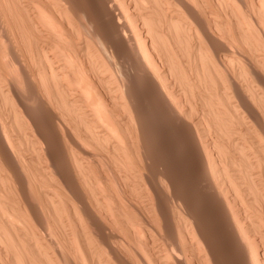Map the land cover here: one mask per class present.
Segmentation results:
<instances>
[{
    "label": "bare ground",
    "instance_id": "6f19581e",
    "mask_svg": "<svg viewBox=\"0 0 264 264\" xmlns=\"http://www.w3.org/2000/svg\"><path fill=\"white\" fill-rule=\"evenodd\" d=\"M146 108L264 264V0H0V264H223Z\"/></svg>",
    "mask_w": 264,
    "mask_h": 264
},
{
    "label": "rangeland",
    "instance_id": "374dc122",
    "mask_svg": "<svg viewBox=\"0 0 264 264\" xmlns=\"http://www.w3.org/2000/svg\"><path fill=\"white\" fill-rule=\"evenodd\" d=\"M138 90L140 91L139 86ZM143 112L144 118L149 122L151 128L152 134L150 133V135L153 139L150 144L155 141V144H151L152 147L149 146L152 152L150 156L157 161L163 160L162 162L170 167V172L178 179L177 189L181 191L180 194L183 198L188 199L193 212L201 218L204 230L211 237L213 247L219 253L221 262L232 264L230 256L232 246L223 236V229L220 226L219 214L215 205L206 199L205 191L200 188L202 183L199 184L196 175L198 168L196 154H193L194 149L190 145L187 135L185 136L179 127L164 122L162 117L160 118L161 115L157 116L150 108H146ZM210 135V137H214L213 133ZM194 173L196 174L193 175Z\"/></svg>",
    "mask_w": 264,
    "mask_h": 264
}]
</instances>
